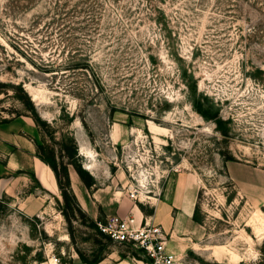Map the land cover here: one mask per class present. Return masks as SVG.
I'll use <instances>...</instances> for the list:
<instances>
[{
    "label": "rangeland",
    "instance_id": "1",
    "mask_svg": "<svg viewBox=\"0 0 264 264\" xmlns=\"http://www.w3.org/2000/svg\"><path fill=\"white\" fill-rule=\"evenodd\" d=\"M57 1L0 0V125L38 116L37 144L75 172V143L95 185L38 217L32 175L0 192V264H147L100 233L110 215L162 227L185 264H264V0Z\"/></svg>",
    "mask_w": 264,
    "mask_h": 264
},
{
    "label": "crops",
    "instance_id": "2",
    "mask_svg": "<svg viewBox=\"0 0 264 264\" xmlns=\"http://www.w3.org/2000/svg\"><path fill=\"white\" fill-rule=\"evenodd\" d=\"M38 135L39 131L35 122L28 116L18 117L15 120L0 125V152L6 154L9 158V172L14 174L18 173L15 174V177H12V179L18 180L17 185L14 184L12 185L13 187H10L9 185L3 186V183H0V192L10 196L12 199L15 198V194L22 192V185L24 187L28 186L27 182H30L32 175L37 183V189H41L45 196L42 198V196L36 194L33 206L29 202L30 199H27V196L25 200H22L21 203L23 207L21 208H23L22 210H25L35 207L34 209L32 208V215L36 217H38L39 214L43 215L46 213L48 209L52 207L53 202L56 200L58 201L61 196L54 171L36 156V141ZM69 173L72 190L77 196L79 204L83 206L86 204V199L85 197L82 199L78 194V191H82L79 185L81 179L76 171H69ZM18 184H22L21 187H18ZM165 202L169 204L170 202L179 204V201H170L167 199ZM180 202L182 206L183 200ZM41 207H43L44 210H42L43 208ZM168 247L171 251L175 252L170 243L168 244Z\"/></svg>",
    "mask_w": 264,
    "mask_h": 264
},
{
    "label": "built area",
    "instance_id": "3",
    "mask_svg": "<svg viewBox=\"0 0 264 264\" xmlns=\"http://www.w3.org/2000/svg\"><path fill=\"white\" fill-rule=\"evenodd\" d=\"M132 199L136 195L130 194ZM100 233L113 242L129 246L147 258V264H185L183 258L171 251L166 231L149 221L142 222L134 215H110L98 223ZM48 264H66L55 259Z\"/></svg>",
    "mask_w": 264,
    "mask_h": 264
},
{
    "label": "trees",
    "instance_id": "4",
    "mask_svg": "<svg viewBox=\"0 0 264 264\" xmlns=\"http://www.w3.org/2000/svg\"><path fill=\"white\" fill-rule=\"evenodd\" d=\"M62 0H59L56 2L57 11L59 12L57 16H67V13H64L65 8L60 6ZM59 2V3H58ZM59 7H58V5ZM74 69H84L83 63H77L74 66ZM196 89L191 90V97H193L192 106L195 109L196 112H198L204 119L211 120L210 119V107L206 109V106L202 103L201 100L196 99ZM214 106L215 103H214ZM217 109H219L217 107ZM217 110L216 117L212 119V121L216 125L217 132L223 137L225 142L230 141L232 139V129L231 127L227 126L228 121H224L223 117L220 115V112ZM33 121L35 122L37 128L40 130L42 126H45V122L41 121V119L35 115V118H33ZM6 121L5 123H7ZM78 148L76 147L74 143V147L71 150L69 148L68 158L72 161L69 165H72L77 172L80 179L83 181L87 189L92 188L95 185L94 179L89 175V173L86 170H83L80 166H78L75 163V160L78 159ZM36 156L46 165H48L55 173L59 189L61 192V195L63 199L68 201L70 199V196L74 195V192L71 187V181H70V174L68 170V165H63L61 169L59 170V166L57 164V158L54 149L50 148L48 145L44 144H37L36 145ZM262 252H264V242L262 245ZM85 264H100L103 261V258L98 257L93 261H89L87 259H83Z\"/></svg>",
    "mask_w": 264,
    "mask_h": 264
}]
</instances>
